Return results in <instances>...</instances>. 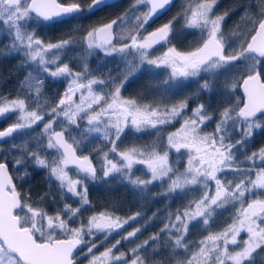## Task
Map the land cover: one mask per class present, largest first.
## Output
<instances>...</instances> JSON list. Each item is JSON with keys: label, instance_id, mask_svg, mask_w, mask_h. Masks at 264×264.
<instances>
[{"label": "snow or ice", "instance_id": "6c2138e0", "mask_svg": "<svg viewBox=\"0 0 264 264\" xmlns=\"http://www.w3.org/2000/svg\"><path fill=\"white\" fill-rule=\"evenodd\" d=\"M172 3L133 0L129 10L116 19L90 25L79 37L66 34L52 42L41 39L30 26L65 23L109 7L108 0H0V39L7 41L5 52L19 55L20 66L26 69L20 82L25 96H0V120L16 114L14 122L0 130V142L10 141L7 150L0 144V264H77L81 245L86 246L88 264H149L144 252L151 247L153 256L158 253L161 235L167 238L163 247L169 250V264H264V146L250 154L247 150L256 130H264V0H257L254 14L246 12L247 32H240L239 26L233 32L240 37L236 48L228 44L222 31L227 13L213 14L217 0H197L195 6L189 3L178 17L148 32L146 25ZM177 18H183L188 28L201 29V42L187 52L171 46L163 55L152 57L151 49L169 42ZM76 31L79 28H70ZM75 47L83 49V55L78 54L79 71L63 61ZM97 51L105 56H132L133 60L127 61L120 77L104 80L88 68V58ZM145 64L170 69L164 81L169 90L179 87L182 80L206 73L200 90L210 92L214 77L230 75L223 81L224 88L229 93L242 88L244 100L233 97V102L226 101L214 110L215 129L204 133L202 126L213 119V113L204 103H197L191 115H185L191 96L172 104H141L121 96L128 77ZM47 79L67 81L54 105L45 95ZM109 86L111 91L103 90ZM178 120L182 121L180 128L167 134L164 147L156 141L143 147H119L126 132L155 129L159 134ZM36 127L41 131L31 137L34 148L26 139L20 143L12 139L16 133L31 136ZM93 140L106 147L91 149L98 154L99 166L90 154H84ZM170 149L185 150L186 162L181 164L179 157L171 161ZM10 156L19 181L29 176V163L47 170L49 193L39 197L41 203L34 204L30 193L22 195L17 188L9 171ZM137 165L144 167L146 178L133 174ZM117 175L140 195L159 183L161 191L155 196L189 198L175 212L166 207L159 232L128 252L119 251L118 246L135 238L140 227L121 234L96 255L93 250L99 244L142 215L137 211L124 218L105 209L83 218L91 208L88 183L108 182ZM53 182L56 196L50 195ZM45 197L54 203L59 200L55 212L45 209ZM229 206L235 209L231 223L217 232L209 231L218 211ZM194 223L203 225L208 234L192 240L189 231ZM97 234H102L99 242ZM181 253L183 258H179ZM152 264L164 262L153 260Z\"/></svg>", "mask_w": 264, "mask_h": 264}, {"label": "trees", "instance_id": "16d2710c", "mask_svg": "<svg viewBox=\"0 0 264 264\" xmlns=\"http://www.w3.org/2000/svg\"><path fill=\"white\" fill-rule=\"evenodd\" d=\"M82 3H87V0H81ZM197 0H178L173 8L164 15L161 19L154 23L146 25L148 32L155 30L161 25L172 20L173 17H178L180 13L191 3L195 6ZM133 3V0H110L109 7H103L100 10L87 14L82 17L70 20L69 23L63 25H36L32 24L30 28L34 29L36 34L45 41L55 42L56 40L64 37L66 34H72L77 37L82 35L83 31L90 25H99L107 23L112 19H116L122 13L129 10ZM257 9V0H217L214 7V15H223L227 13L222 24V31L225 35L228 44L232 48H236L240 37L234 36L233 32L237 30L239 26L240 32H247L245 14L246 12L255 13ZM143 7L141 11H143ZM255 18V16H253ZM131 27V23L129 24ZM77 27L79 31L70 32V28ZM202 40V31L198 28H188L185 26L183 18H177L173 25V31L169 36V42L155 46L150 50L152 57L161 56L167 51L168 47L175 46L178 51L187 52L198 46ZM6 40L0 39V96H7L9 98L20 95L25 96L24 91L20 87V82L24 79L26 69L21 67L22 59L19 55H9L5 52ZM78 54L83 55V49L75 47L69 49L63 56V61L69 63L70 67L79 71L81 62L78 59ZM133 57L128 56L126 58L121 57L119 54L113 56H105L102 52L97 51L94 55L88 58V68L94 77H98L104 80H108L109 76L118 78L121 74L127 70V61H132ZM239 64V62H237ZM170 72L169 68L161 67L156 68L150 65H144L134 74L128 77L121 89V96L124 98H134L141 104H150L160 102L162 104H172L186 96H191L189 101V109L185 115H191V110L194 109L197 103H204L206 109L213 113V119L207 121L202 126L204 133H211L215 129L216 113L214 110L220 108L224 102H233V97L239 98L241 102L244 100L241 88L238 87L235 92L229 93L224 88L223 81L230 78V75H220L214 77L215 87L209 91H201L200 84L202 78H208V74L201 73L199 77H190L186 80L180 81L179 87H174L169 90V86L164 84L165 79ZM236 75H239L236 73ZM119 83V80H117ZM67 81L63 79H47L45 81V95L48 98V103L55 104L60 95L65 90ZM96 91H101V86H96ZM104 91H111V86ZM198 95H195L197 94ZM31 102V101H29ZM47 120V117L45 118ZM15 120V116L9 115V118L0 122V130L8 127ZM5 121V122H4ZM182 121L178 120L171 125L165 126L159 134L157 130L151 129L141 133L126 132L121 138L122 143L118 142L121 150L131 146L143 147L150 145L154 141L158 142L160 147H164L166 136L169 132H173L180 128ZM56 130H59V126H55ZM41 131L40 127H36L35 131L31 133V136H23L20 133H16L13 136V140L17 143L26 139L29 142V147L35 146L34 140L31 137L36 136ZM239 138V137H237ZM10 141L0 142L5 150L9 147ZM264 146V130H256L254 136L250 140L247 150L250 154L259 147ZM93 147H99L106 150L104 144L100 140H93L89 147L85 148L84 154H90L93 158V163L99 166L100 160L98 154L92 152ZM18 151V150H17ZM16 153L13 152L12 156ZM169 156L171 161H175L178 157L181 164L186 162L187 153L182 150L181 153H176L174 149L169 150ZM49 158H51L49 156ZM118 159V158H117ZM9 168L12 172L15 182L19 190L25 193H30L32 202L34 204L41 203L39 197L45 193H49V181H47V170L37 168L35 165L29 163L27 170L29 176L25 177L23 181L18 180V174L13 168L11 156L8 160ZM23 170H21L22 172ZM146 170L143 166L137 165L133 169V174L146 178ZM232 173H229V178H232ZM150 187V190L143 195L138 194V190L134 189L127 181L122 180L119 175L115 179L109 178L108 182L104 180H97L95 182L88 183V197L91 201V208L83 213V218H86L93 214V211L99 213L105 209L114 211L117 215L126 218L127 216L139 211L142 213L141 217H138L135 221H130L125 225L124 229L119 232L118 238H121V234H126L127 231H132L136 227L141 228V232L137 234L135 238L129 241H122L118 246L119 251L128 252L129 249L134 248L137 244L142 243L145 239L149 238L153 234L159 232V229L163 226V218L166 215L165 209L175 212L177 208H183L189 197L183 199L179 197H172L166 199L163 196H155L154 194L161 191L159 183H155ZM57 187L53 182L51 183L50 195L56 196ZM190 195H198V193H191ZM45 209L51 214L56 211V206L59 204V200L54 203L45 197L42 202ZM68 203H73L72 200H68ZM159 210L158 216L153 217V213ZM235 209L229 206L226 209L219 210L215 222L211 223L209 231L217 232L225 227L228 223H231V217L234 214ZM73 226H76L73 224ZM208 234L204 230V226L194 223L190 226L189 237L192 240H198ZM244 234H242L243 237ZM85 239H88V237ZM167 238L161 235V248L154 256L152 254L151 247L144 252V256L148 259L149 264H152L153 260L163 261L164 264H169L168 253L169 250L163 247V244ZM102 239H97L101 241ZM110 243H102L94 249V253L99 255L100 252L105 250V247H110L115 241ZM105 244V245H104ZM179 258H183V253ZM88 257L81 260V264H87Z\"/></svg>", "mask_w": 264, "mask_h": 264}, {"label": "flooded vegetation", "instance_id": "af4514ba", "mask_svg": "<svg viewBox=\"0 0 264 264\" xmlns=\"http://www.w3.org/2000/svg\"><path fill=\"white\" fill-rule=\"evenodd\" d=\"M178 1V0H177ZM176 1V2H177ZM110 2V0H108V3ZM170 12V11H169ZM66 23V22H65ZM65 23H52V24H49V25H63V24H65ZM67 23H69V21H67ZM241 90V89H240ZM244 96V95H243ZM7 118H9V115H8V117ZM7 118L6 119H4L5 121L7 120ZM1 121H3V120H0V122ZM4 121V122H5ZM50 159V158H49ZM9 170H10V168H9ZM10 173L12 174V172H11V170H10ZM70 174H74V173H72L71 171H70ZM13 176V175H12ZM13 180H14V177H13ZM48 181V180H47ZM14 182H15V180H14ZM18 188V187H17ZM21 191V190H20ZM21 194L23 195V192L21 191ZM124 229V228H123ZM123 229H120L118 232H113L112 233V235L111 236H109L108 237V239L106 240V241H103V243H110V242H112V241H114V240H116V238H118V234H119V232H121ZM87 238V237H86ZM97 239H102V234H97V236H96V240ZM98 242V241H97ZM105 245V244H104ZM81 250H83V251H80L78 254H79V259H78V262H77V264H81V260L82 259H84V258H87L85 255H84V253L86 252V246H84V245H82V249ZM88 264V263H87Z\"/></svg>", "mask_w": 264, "mask_h": 264}, {"label": "water", "instance_id": "95a60500", "mask_svg": "<svg viewBox=\"0 0 264 264\" xmlns=\"http://www.w3.org/2000/svg\"><path fill=\"white\" fill-rule=\"evenodd\" d=\"M176 1L177 0H173V3L168 7V9L166 11H164L162 14H158L157 17L153 18V20L150 21V23H154V22L158 21L159 19H161L164 15H166L173 8V6L176 3ZM241 91H242V94H243V89L242 88H241ZM81 249H82V245L80 246V248L77 249V253H79L81 251Z\"/></svg>", "mask_w": 264, "mask_h": 264}, {"label": "rangeland", "instance_id": "374dc122", "mask_svg": "<svg viewBox=\"0 0 264 264\" xmlns=\"http://www.w3.org/2000/svg\"><path fill=\"white\" fill-rule=\"evenodd\" d=\"M213 11H214V9H213ZM222 24H223V22H222ZM10 115H11V116H16V114H10ZM2 120H3V119H2ZM182 150H183V149H182ZM182 150H181V151H182ZM184 151H185V150H184Z\"/></svg>", "mask_w": 264, "mask_h": 264}]
</instances>
